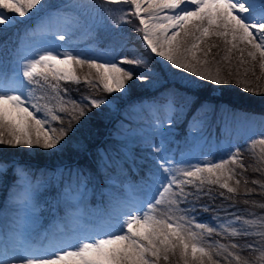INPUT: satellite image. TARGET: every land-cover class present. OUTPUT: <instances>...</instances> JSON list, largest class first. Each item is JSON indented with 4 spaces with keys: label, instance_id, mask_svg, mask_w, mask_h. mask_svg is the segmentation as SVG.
Returning a JSON list of instances; mask_svg holds the SVG:
<instances>
[{
    "label": "snow or ice",
    "instance_id": "6c2138e0",
    "mask_svg": "<svg viewBox=\"0 0 264 264\" xmlns=\"http://www.w3.org/2000/svg\"><path fill=\"white\" fill-rule=\"evenodd\" d=\"M54 7L50 0H0V26L7 28L14 24L16 17L27 18L33 12H45L51 20V9ZM86 7L65 5L69 9ZM92 7L107 13L119 9L122 23L131 22L134 17L138 20L136 31L142 36L147 55L160 57L172 67L189 74L179 82L164 85L160 99L152 101L156 105L163 102L169 113V124L174 123L172 115L177 112L184 118L191 116L188 120L190 127H204L217 113L224 117L231 114L235 118L234 111L228 106L215 105L199 97L201 82L215 86L232 83L222 75L221 68L213 72L208 67L219 61L212 55V49L217 45L205 43V37L224 38L226 54L221 59L227 65L229 76L235 72L237 85L249 83L240 78V70L243 69L247 76L252 71V68L246 67L250 62L258 60L259 69L264 74V0H97ZM63 18V30L51 33L60 41L68 39L72 25L79 23L77 17L65 14ZM234 50L240 54L235 64L231 60ZM198 52L202 53L203 58L197 55ZM148 63L143 53L133 56H117L108 52L101 55L71 51L61 53L54 45L28 57L17 53L13 73L0 75V146L40 148L54 152L64 150L75 135L73 121L82 123L93 109L96 111H91V116L102 122L108 121V110L102 105L115 102L119 106L126 99L130 83L134 84L137 79L150 84L154 82V78L144 74L153 72V69L145 67L144 72L137 71L141 65L147 66ZM60 65L86 66L90 72L85 75L84 84L93 87L102 85L105 93L119 95L110 97L108 101L84 97L88 111L73 101L74 115L70 117L69 126L59 129L51 127L47 118L37 115L43 110L40 106L43 97L35 94L36 88L46 85L63 97L67 94V88L60 89L61 80L81 83L73 68ZM91 70H95L98 80L91 78ZM109 79L111 83L107 82ZM241 91L264 95V92H257L251 86L242 87ZM67 111L65 107L56 111L49 109L46 115L50 116L51 121L63 124L59 112ZM124 122L131 123V120L126 119ZM162 129L161 123L156 130L160 136L158 142L152 138L143 143V147L151 148L154 153L143 178L144 198L128 201L109 193L113 198V211L100 219L94 229L85 230L74 226L65 230L60 219H57L40 236V216L36 203L40 181L33 185L27 165L18 167L19 162L0 159V174L6 176L11 171L14 184L23 192L22 196L19 193L11 195L9 199L16 211L10 217L6 216L5 222L0 225V264H160L161 260L168 264L170 257L177 254L183 264H219L209 249L203 246L204 234L231 229L229 235L232 237L247 236L250 232L245 225H249L250 221L244 219L241 222V217L235 215L229 222L213 226L196 221L190 213L195 211L197 200L212 195L210 188L204 190L205 184L218 185L228 193L235 194L241 178L245 184L248 183L243 173L249 165L244 163L239 149H229L219 162L212 160L193 165L181 161L186 166L177 167ZM116 135H119L118 131ZM256 144L264 145V134L259 140H252V145ZM72 150L80 153L85 148L82 143H78ZM139 159L142 163L143 158ZM260 159L264 163V149L261 150ZM137 161L132 149L127 144H121L115 153L109 150L97 152L91 167H69V181L63 196L65 203L72 202L78 207L88 195V184L95 176L103 174V178L113 184L117 177L128 171L138 172ZM58 172L60 176L64 175V169ZM230 181H234L237 187L231 186ZM251 183L258 182L252 180ZM249 192L251 190L245 195ZM161 205L167 211L161 212ZM201 207L208 210L206 206ZM77 218V213L68 212L63 219L75 225ZM228 247L239 251L234 253ZM228 247L221 245L227 256L235 259L237 264H240L239 252H255L261 248L255 241L246 243L243 248L235 242Z\"/></svg>",
    "mask_w": 264,
    "mask_h": 264
},
{
    "label": "rangeland",
    "instance_id": "374dc122",
    "mask_svg": "<svg viewBox=\"0 0 264 264\" xmlns=\"http://www.w3.org/2000/svg\"><path fill=\"white\" fill-rule=\"evenodd\" d=\"M96 2L97 0H50V3L55 6L54 8H56L54 10L53 8L51 9L52 19L50 20V23L52 25V31L59 32L62 31L60 29H62V27L64 26L63 17L65 14L69 17H77L80 25L73 24L69 32V36H71L72 34L75 35L73 37V40L75 41L77 39H80L81 37H79L78 35L76 36L74 30H77L79 26L83 29L84 23L87 28H89L88 33L90 34V42H95L98 39L99 33L101 34L100 41L103 46L101 47V50L103 51H101L100 53L93 52L91 48L95 50H98L99 48L89 46V44H86L87 42L83 40H79L74 44L68 45V39H66L65 41H60L52 36L49 39L41 37L40 41L43 43V45L45 44L46 47L54 45L56 47V50L61 53L65 51L74 52V50H76L75 53L83 52L84 55H101L105 52H108L117 56H133L135 54L143 53L149 60V63L147 66L141 65L137 69V71L144 72L145 67L153 69V72H145L144 74L149 75L151 78H154V82L150 84L148 82H141L139 79H137L134 84L130 83L129 91L125 94L126 99L124 102H121L119 106H117L115 102L108 103L107 105H102V108H106L108 110V121L102 122L97 117L91 116V111H96L94 109L90 111L89 117L85 118L82 123L77 124L75 123V121H73L72 127L75 131V135L72 136V138L68 142V145H66L65 149L62 151L54 152L51 150H43L40 148L27 149L24 147L11 148L9 146H0V156H5L6 158L10 159V161L26 160L33 163L56 164L61 161L70 160L76 157L84 158L88 162H90V160L95 157L94 154L92 156L93 151L99 152L102 149L112 150V146L120 147L121 144H127L129 147H133L134 149L143 152L140 154L137 150H134L136 154L149 157L150 160H146L144 157H142V163L151 164L152 161L150 157H152V155L154 154L153 150L151 148L143 147V143L145 140H151L152 138H154L156 141L160 139V136L156 130L162 123V131L170 133L168 137L170 146L172 147L170 149V152L174 153L173 159L177 162L176 166L183 168L186 165L184 163H180L181 161H187L193 165L203 164L206 161L212 160L219 162V159L222 156H225L229 149L232 151H236L238 149L237 144L232 139V137L235 135L243 138V142L241 144H246L249 141V144H251L249 156V161L251 162L249 164L252 168H250L249 166L243 173V177L247 179L248 183L245 184L243 178H241V184L237 187L234 181H230L229 183L231 186L237 187V192L235 194L228 193L226 189H221L218 185L205 184V191L210 188L212 191V195L207 202H203L202 197L197 200L195 202L196 209L195 211L191 212L190 215L194 217V219L198 222L214 226L229 222L231 219H227V216H231V218L234 217L233 214L225 212L221 216L212 215V213L214 212H219L222 205H224L226 202L228 203L229 199H232L234 202L243 204L248 203L251 205L264 206V203L260 202L261 200H264V171H256V169H264V163H262L260 159L261 150L264 149V145H252V140H259L261 138V134H264V95H255L241 91L242 87L251 86L257 92H264V74H262L259 69V61L257 60L256 62H250L249 65H246V67L252 68V71H250L247 76L244 75L243 69L240 70V78L246 80L249 83L246 85H237L235 83V80L237 78L235 72H233L232 76H229L227 65L221 59L226 54L224 51V38L215 36L205 37V43L209 45H217L216 48L212 49V55L217 61H219L218 64L213 63L208 65V67L213 72H215L218 67L221 68L222 75H224L225 78L230 79L232 83L228 85L215 86L210 85L207 82H201V90L199 92L200 99L203 100L207 97L214 98L215 96H218L225 100L250 104L253 107L258 108L257 112H245L239 107H232L227 103H223L215 105L228 106L234 111L235 118H233L231 114L224 117L220 116L219 113H217V116L204 127H190V125L188 124L190 116L184 118L177 112L172 115V118L174 117L173 124H169V119H167L165 122L158 121L156 116L158 115L159 111L161 112L163 104L162 106H158L156 104H153L152 101L154 99H160V93L163 90L158 93L157 91H159V88H163L164 85H171L176 83L177 81L179 82L183 77L188 76L189 74L185 73L182 69H176L172 67L170 63L163 61L160 57H156V59L154 56L147 55V53L144 51L146 46L143 43L142 36L136 31L138 20L133 17L131 19V22L122 23V14L119 9H116L112 13H107L102 9L98 10L97 8L92 7V5ZM65 5H87L88 7L69 9L65 8ZM112 7L115 9V6ZM57 9H59V12H57ZM42 13L33 12V14L27 18L16 17V21L21 22L28 19L37 20L39 19V16H41V20L38 21V25L40 26L43 22L48 20L46 13ZM10 16H15V14L10 13ZM87 21H90V23H87ZM78 42L79 44H77ZM137 42L140 43V45H138ZM201 46L203 47V44ZM30 47V43L25 44L24 47L20 49L22 52V55L20 56L28 57L37 52L32 51V53L30 54L27 53L26 48ZM240 47H243V45H240ZM33 48L34 47L32 46L31 50ZM217 53H219V55H217ZM41 54H43L42 51ZM239 55L240 54L238 51H233L231 55L233 64L236 63V58ZM245 57L247 58L246 54ZM21 62L24 61L21 60ZM59 67L73 68L75 71V75L81 79V83L77 84L73 81L61 80L59 82L60 89L67 88V94L63 97H61L58 93H54L46 85L44 88L37 87L35 93L38 97H43V99L40 100V106L43 110L37 113V115L40 118H47L49 120L50 126L57 129H59L60 127L69 126L70 117L71 115H74V113H72V108L74 107L72 103L73 101L77 102L80 107L86 108L87 101L84 99V97L103 99L105 101H108L109 98L112 97V95L104 92L102 85L93 87L83 83L85 75L89 74L90 72V70L86 66L80 68L74 65H60ZM125 67L132 66L126 65ZM256 77H260V79L257 80ZM91 78L94 80H98L95 74V70H91ZM192 79L196 78L192 77ZM107 82L111 83V80L109 79ZM41 83H43L42 79ZM53 83H55V81H53ZM112 94L113 96L119 95L118 93ZM61 107H65L68 110L67 112H59V115L63 119V124L51 121L50 116L46 115L48 110L52 109L53 111H56ZM86 111H88L87 108ZM164 111L168 113L165 107ZM13 115L15 114L13 113ZM161 115L164 118H168V115H165L163 113H161ZM126 119H130L131 123H122ZM18 120L19 118L17 117V121ZM212 126H214V128H212ZM217 130L221 131L220 135L216 137L215 134ZM117 131L119 132V135H116ZM228 132H230L231 134L230 138L227 135ZM78 143H82L85 148V150L80 153L72 150ZM138 161H140V159H138ZM252 170H254L253 175L251 172ZM55 174L58 175L59 172H56ZM47 175L48 174H46L43 178L46 182L42 183L41 188H46L48 186L50 189H53V191L57 193V196L58 193H60V201L65 203L63 199L64 190L61 189L62 192H59V178L54 180L57 182L55 184L56 187H54L52 186L54 185V183L51 184V181L49 180V178H47ZM11 177L13 176L10 172H8L6 176L0 174L1 190L4 184H6ZM252 180H256L258 183L252 184ZM109 184L110 183H106V185L109 187L104 190V194H106L107 198L110 197L109 193H112L113 195H115V193H118L116 192L118 188ZM142 190L144 191L142 194H144L145 196V188H143ZM248 190H251V192L245 195ZM221 192L224 193L223 196L220 195ZM123 194H125L126 197L130 198V196H128L127 194V190L123 192ZM37 197L38 198H36V203L39 210L42 207V204L40 202L47 198L45 197L42 199L39 198V196ZM68 204L70 205V203ZM201 205L206 206L208 210H204ZM159 208L161 212L167 211L164 205L159 206ZM236 211L240 212L239 216L241 217V222L244 219H248L250 221L249 225H245V227L249 228L250 234L247 236L237 235L233 237L236 243L240 244L241 247H243L246 243L256 241L257 236L264 235V214L258 213L259 209L257 206H255L253 210L250 208H238ZM80 214L81 213L77 212V215ZM230 231L231 229H228V231L219 229L218 231L213 232L210 235L205 233L204 236H210L212 238L213 236H215L225 239L226 237H232L229 235ZM242 237L243 239H241ZM258 244L261 246V248L258 249L259 251L257 250L259 254L258 262L260 261V264H264V251L261 250L264 249V246L259 242ZM250 259L251 260L248 261V259L245 264H253L257 260V256L250 257ZM160 264H165V262L161 260ZM168 264H183V261L180 259L179 254H177L170 257ZM226 264H237V262H227Z\"/></svg>",
    "mask_w": 264,
    "mask_h": 264
},
{
    "label": "trees",
    "instance_id": "16d2710c",
    "mask_svg": "<svg viewBox=\"0 0 264 264\" xmlns=\"http://www.w3.org/2000/svg\"><path fill=\"white\" fill-rule=\"evenodd\" d=\"M227 101V100H226ZM232 103V102H231ZM237 103V104H236ZM235 107H241L242 109H250V104L248 105L249 106V108H247L246 107V105H240V104H243V102H234V103H232ZM247 104V103H246ZM255 109V108H254ZM254 109H251L252 111H255ZM250 149H248V148H243L242 150H241V156L243 157V161H244V163L246 164V165H249L250 166V168H252L251 167V165L249 164L251 161H249V156H250V151H249ZM253 171L254 170H252L251 172H252V175H253Z\"/></svg>",
    "mask_w": 264,
    "mask_h": 264
},
{
    "label": "bare ground",
    "instance_id": "6f19581e",
    "mask_svg": "<svg viewBox=\"0 0 264 264\" xmlns=\"http://www.w3.org/2000/svg\"><path fill=\"white\" fill-rule=\"evenodd\" d=\"M197 55L202 57V53H199V52H198ZM110 95L113 96V94H110Z\"/></svg>",
    "mask_w": 264,
    "mask_h": 264
}]
</instances>
